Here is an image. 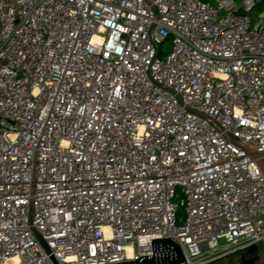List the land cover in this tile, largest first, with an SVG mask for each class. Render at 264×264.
<instances>
[{
	"label": "built area",
	"instance_id": "1",
	"mask_svg": "<svg viewBox=\"0 0 264 264\" xmlns=\"http://www.w3.org/2000/svg\"><path fill=\"white\" fill-rule=\"evenodd\" d=\"M262 1L0 0V264L264 247Z\"/></svg>",
	"mask_w": 264,
	"mask_h": 264
},
{
	"label": "water",
	"instance_id": "2",
	"mask_svg": "<svg viewBox=\"0 0 264 264\" xmlns=\"http://www.w3.org/2000/svg\"><path fill=\"white\" fill-rule=\"evenodd\" d=\"M243 149H245L251 156L257 160V163L264 175V160L260 158L258 154L254 152L251 148H248L244 145H240ZM36 236L38 237L39 241L41 242L44 249L47 253H51L49 246L44 241V239L40 236V234L33 229ZM152 248L153 254L152 255H144L139 257L136 260H127L118 263L112 264H184L185 256L180 248V246L172 241L169 238H160V239H153L152 240ZM54 264H61L53 255H51Z\"/></svg>",
	"mask_w": 264,
	"mask_h": 264
},
{
	"label": "rangeland",
	"instance_id": "3",
	"mask_svg": "<svg viewBox=\"0 0 264 264\" xmlns=\"http://www.w3.org/2000/svg\"><path fill=\"white\" fill-rule=\"evenodd\" d=\"M216 3V0L214 4ZM252 20V27L257 29L264 25V3L249 13ZM163 53L167 54L171 49V39L166 40L162 45ZM223 242V241H221ZM212 264H264V247L256 246L247 250L236 252L220 258Z\"/></svg>",
	"mask_w": 264,
	"mask_h": 264
},
{
	"label": "trees",
	"instance_id": "4",
	"mask_svg": "<svg viewBox=\"0 0 264 264\" xmlns=\"http://www.w3.org/2000/svg\"><path fill=\"white\" fill-rule=\"evenodd\" d=\"M204 1H208V2H210V3H212V4H214V2H215V0H204ZM263 3H264V1H262L261 3H259V4L257 5V7L263 5ZM257 7H256V8H257ZM251 12H252V11H251ZM251 12H250V13H251ZM249 15H250V14H249ZM182 216H183V210L180 209L179 212H178V217H182Z\"/></svg>",
	"mask_w": 264,
	"mask_h": 264
}]
</instances>
